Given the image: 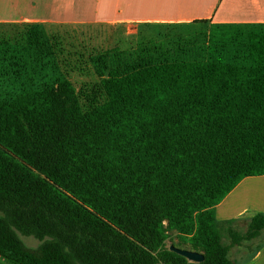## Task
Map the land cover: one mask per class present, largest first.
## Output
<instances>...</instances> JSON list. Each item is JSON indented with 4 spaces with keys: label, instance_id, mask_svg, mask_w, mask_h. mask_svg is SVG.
Returning <instances> with one entry per match:
<instances>
[{
    "label": "trees",
    "instance_id": "obj_1",
    "mask_svg": "<svg viewBox=\"0 0 264 264\" xmlns=\"http://www.w3.org/2000/svg\"><path fill=\"white\" fill-rule=\"evenodd\" d=\"M246 55L244 65L113 68L100 80L103 99L87 108L58 72L42 84L19 79L16 93L0 96V256L14 264H232L229 249L264 230V213L252 214L244 232L215 215L243 178L264 175V34H246ZM170 231L203 260L168 250Z\"/></svg>",
    "mask_w": 264,
    "mask_h": 264
},
{
    "label": "rangeland",
    "instance_id": "obj_2",
    "mask_svg": "<svg viewBox=\"0 0 264 264\" xmlns=\"http://www.w3.org/2000/svg\"><path fill=\"white\" fill-rule=\"evenodd\" d=\"M19 3L21 7L16 8L15 0H0L1 97L16 93L19 79L42 84L53 72H58L68 77L80 97L81 105L87 108L103 99L100 80L113 68L127 72L159 61L193 59L248 63L246 34L237 29L196 24L164 27V34L169 37L168 46L164 41L160 48H156L160 45L150 43L158 36L152 29H148L145 35L136 33L126 37L105 24L63 19L64 24L58 16L42 11L33 13L37 15L34 18H19V13L31 14L26 7L27 0ZM25 19L39 20L42 27L23 21ZM184 32L195 33L188 38ZM16 63L20 71L18 84L14 82L15 76L11 75ZM245 229L236 230L243 232ZM222 235V242L228 243L224 229ZM19 238L30 251H34L39 244L33 236L20 235ZM171 244L183 247L172 231L165 240V246Z\"/></svg>",
    "mask_w": 264,
    "mask_h": 264
},
{
    "label": "crops",
    "instance_id": "obj_3",
    "mask_svg": "<svg viewBox=\"0 0 264 264\" xmlns=\"http://www.w3.org/2000/svg\"><path fill=\"white\" fill-rule=\"evenodd\" d=\"M15 1V7L20 8L21 0ZM26 7L31 14L19 13V18H34L37 15L33 13L42 11L58 16L64 24L63 19L105 24L126 37L136 33L145 35L148 29H152L158 36L150 43L160 45L156 48H160L164 41L168 46L169 37L165 36L164 27L196 24L209 28H233L245 34H264V0H27ZM23 21L42 27L39 20ZM193 33L185 34L189 38ZM17 66L18 63L15 71L11 69V75L18 84ZM254 213H264V175L243 178L215 206L217 220L231 221L236 229L246 228ZM228 256L232 264H264V230L257 237L232 246ZM0 264L14 263L0 256Z\"/></svg>",
    "mask_w": 264,
    "mask_h": 264
},
{
    "label": "water",
    "instance_id": "obj_4",
    "mask_svg": "<svg viewBox=\"0 0 264 264\" xmlns=\"http://www.w3.org/2000/svg\"><path fill=\"white\" fill-rule=\"evenodd\" d=\"M168 250L173 251V252L183 256L188 262L199 263L203 260L202 253L195 252V251L190 250V249H184V248L176 247V246L171 244L168 247Z\"/></svg>",
    "mask_w": 264,
    "mask_h": 264
}]
</instances>
